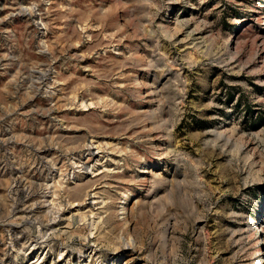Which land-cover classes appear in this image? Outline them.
<instances>
[{"label": "rangeland", "instance_id": "rangeland-1", "mask_svg": "<svg viewBox=\"0 0 264 264\" xmlns=\"http://www.w3.org/2000/svg\"><path fill=\"white\" fill-rule=\"evenodd\" d=\"M48 147L70 189L53 230L10 214L40 200ZM62 253L264 264V0H0V264Z\"/></svg>", "mask_w": 264, "mask_h": 264}, {"label": "bare ground", "instance_id": "bare-ground-1", "mask_svg": "<svg viewBox=\"0 0 264 264\" xmlns=\"http://www.w3.org/2000/svg\"><path fill=\"white\" fill-rule=\"evenodd\" d=\"M32 4H33V2H32ZM32 6V5H31ZM29 12V11H28ZM30 13H31V11H30ZM42 19V18H41ZM42 82V81H41ZM49 82V81H48ZM48 87V86H47ZM44 90V89H43ZM75 95V94H74ZM83 102H81V104H82ZM83 105V104H82ZM81 105V106H82ZM97 141V140H96ZM99 142V141H98ZM56 146V145H55ZM99 150V149H101V143H97V142H95V140H94V142H92V141H90L89 142V146H87L86 145V148H85V150L88 152V154L90 155V158H89V160H86V162H84L83 160L84 159H82V161H83V163L82 162H80V153L77 155L78 157H76V159H75V161H71V163H70V165H69V172L72 174V175H74V177H75V174H76V171H77V173H80V168L82 169V168H85V165H87V164H90L91 163V160L95 157V156H92L93 155V150H94V152H95V150ZM84 150V151H85ZM97 150V151H98ZM55 151H56V149L55 148H50V147H48L47 149H44V151H43V157L46 159L45 160V163H49V164H51V166H49V167H51L50 168V171H49V173H50V177L49 176H47V177H45L44 178V182H42V184H41V187H42V185L44 186L43 188H42V190H44V192H41V193H39L40 194V200L38 201V202H34V203H32V201L33 200H31L30 199V196H28L29 197V201H28V203H29V206H27L28 207V210L26 211V212H24L23 211V209H22V207L20 208V209H22V211L23 212H20V210H17V207L16 206H14V204H12L14 207H13V209H12V211L10 210V214H11V216H13V217H20V218H22L21 220H23L24 222L25 221H28L29 219H31V217L34 215V209H36V208H43L44 210H45V213L46 214H49L48 215V217H47V220H46V224L44 225V226H46V230H53L54 229V227L56 226V225H58L55 221H56V218H58V217H60L61 215H62V213L64 212V208H62L61 207V203H62V201H63V195L64 194H66L67 192H68V189L69 188H67V186L65 185L64 186V184H62L61 183V181H62V178L61 179H59L61 176H63V174L60 176V174H59V176L58 175H56L55 173H56V171L57 170H60L61 168H62V166H63V164L65 165V163H63L62 162V159H61V155H62V152L60 153V154H58L57 156H54L53 154H55ZM107 151V150H106ZM99 152V151H98ZM66 154H68V153H66ZM56 155V154H55ZM73 155H74V153H73ZM36 156V155H35ZM71 156V155H70ZM42 157V158H43ZM89 157V156H88ZM103 157V156H102ZM73 158V157H72ZM74 159V158H73ZM111 160V159H110ZM65 161V160H64ZM43 162V161H42ZM67 162V161H66ZM97 162V161H96ZM44 163V164H45ZM99 163V162H98ZM48 164V165H49ZM81 164V165H80ZM38 165V164H37ZM92 165V164H91ZM90 165V166H91ZM42 166H43V164H42ZM47 166V165H46ZM48 167V166H47ZM65 167V166H64ZM92 167H94L93 165H92ZM92 167H90V169L92 168ZM67 168V167H66ZM104 168V167H103ZM90 169H88L89 171H90ZM92 169H94V168H92ZM105 169V168H104ZM64 170V169H63ZM87 170V171H88ZM96 170V169H95ZM48 171V170H47ZM67 171V169H66V172H68ZM104 172L106 171V170H103ZM108 171H110V172H112L113 170H109L108 169ZM34 172H35V170H34ZM64 172V171H63ZM101 172V171H100ZM88 173V172H87ZM106 173H107V171H106ZM48 174V173H47ZM67 174V173H66ZM31 175V174H30ZM92 175V174H91ZM100 175H101V173H100ZM39 176V175H38ZM95 177V176H94ZM65 178V177H64ZM79 178V177H78ZM93 179H95V178H93ZM28 180V179H27ZM67 180V179H66ZM84 180V179H83ZM24 181V180H23ZM14 182V181H13ZM64 182V181H63ZM67 182V181H66ZM65 183V182H64ZM69 183V182H68ZM67 183V184H68ZM74 183V182H73ZM66 184V183H65ZM103 184V183H102ZM93 185V184H92ZM77 187H78V185H76ZM92 187V186H91ZM80 189V186L78 187V190ZM70 190V189H69ZM26 191V190H25ZM32 192V191H31ZM30 192V193H31ZM37 192V191H36ZM18 193V192H17ZM25 193V192H24ZM28 194V193H27ZM97 194V192L95 193V192H93V190H89L88 191V193L86 194V196H90L89 197V199L91 198L92 200L87 204V206H92V205H95L96 204V201H94V199H96L98 196L96 195ZM32 195V194H31ZM84 196V195H83ZM100 196V195H99ZM26 197V196H25ZM24 197V198H25ZM32 198V197H31ZM76 199H77V197H76ZM86 199V198H85ZM97 200V199H96ZM19 201V200H18ZM25 201V200H24ZM26 201H27V199H26ZM85 200H83L82 201V203L80 202V198L77 200V201H73V202H68V204L66 205V206H70L71 205V208H74V207H77L76 208V210H75V212H73V213H71V215H69L68 217H63V220H66V221H71V220H74V219H76L77 221H80V218H84L85 216H84V214L86 213V212H83V211H81V210H83L84 209V207H87V206H84L85 205V202H84ZM14 202V201H13ZM20 202H21V199H20ZM98 202V201H97ZM100 202V201H99ZM15 203V202H14ZM27 203V202H26ZM81 203V204H80ZM21 204V203H20ZM22 205V204H21ZM23 205H24V203H23ZM38 205H39V207H38ZM56 206H58V207H56ZM24 208V207H23ZM86 209V208H85ZM97 209V208H96ZM43 210V211H44ZM89 209H87V211H88ZM93 211H95V210H93ZM9 212V211H8ZM91 211H89V213H90ZM94 213V212H93ZM92 213V214H93ZM98 213V212H97ZM121 213H124V211L123 212H121ZM88 214V213H87ZM18 215V216H17ZM101 215V214H100ZM92 216V215H91ZM94 216V215H93ZM89 217V216H88ZM33 219V218H32ZM34 220H36V219H34ZM31 221V220H30ZM91 221V220H90ZM35 222V221H34ZM69 223V222H68ZM73 224V223H72ZM99 224V223H98ZM6 228V227H5ZM92 228V227H91ZM8 230V229H7ZM47 232V231H46ZM44 233V234H42V233H38V234H36V235H33L31 238H29V240H28V242H27V244H28V246L30 245V246H34V247H37L38 245H40V243H42V244H46L47 242H48V240H49V238H48V236H47V233ZM51 232V231H50ZM16 238V237H15ZM41 244V245H42ZM16 250V249H15ZM62 252H64V250L62 251ZM64 259V253H62V254H60V257H59V260H61V264H65L62 260ZM40 260V257L39 258H37V255L35 256V258L33 259V260H30L29 262V264H40V262L41 261H39ZM39 261V262H38ZM7 264V263H6Z\"/></svg>", "mask_w": 264, "mask_h": 264}]
</instances>
